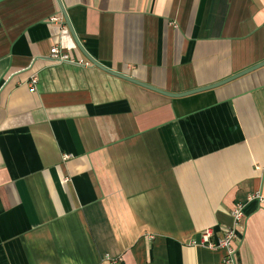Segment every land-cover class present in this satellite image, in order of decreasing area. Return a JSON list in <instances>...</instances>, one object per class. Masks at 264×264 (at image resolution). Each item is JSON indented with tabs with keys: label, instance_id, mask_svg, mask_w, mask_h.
<instances>
[{
	"label": "crops",
	"instance_id": "1",
	"mask_svg": "<svg viewBox=\"0 0 264 264\" xmlns=\"http://www.w3.org/2000/svg\"><path fill=\"white\" fill-rule=\"evenodd\" d=\"M59 2L170 93L264 61V0ZM59 2L0 0V264H232L200 238L236 205L264 264V66L164 95Z\"/></svg>",
	"mask_w": 264,
	"mask_h": 264
},
{
	"label": "built area",
	"instance_id": "2",
	"mask_svg": "<svg viewBox=\"0 0 264 264\" xmlns=\"http://www.w3.org/2000/svg\"><path fill=\"white\" fill-rule=\"evenodd\" d=\"M263 29H264V24H263ZM48 57L52 61L55 62H78L76 61L73 56H70L68 52L63 50L59 45H54L51 46L49 49V54ZM82 61H79L81 63ZM86 65L90 64L88 61L86 62ZM34 81H36V78H33L32 81L30 82L31 85L34 86ZM68 155L64 156V159H67ZM249 199L252 198H258L260 202H262V198L258 193H254L248 197ZM242 206L241 205H236L230 212L231 216L233 218L235 227L232 228H226L225 232L221 234L218 238H216V241L211 240V238L214 235V231L212 228L205 229L202 234H201V244L209 249H218L222 248L225 250V256H224V261L227 263H232V264H238L235 258V249L232 246V241L234 240V237H237L236 234V226L237 224L241 221L243 212H241Z\"/></svg>",
	"mask_w": 264,
	"mask_h": 264
},
{
	"label": "water",
	"instance_id": "3",
	"mask_svg": "<svg viewBox=\"0 0 264 264\" xmlns=\"http://www.w3.org/2000/svg\"><path fill=\"white\" fill-rule=\"evenodd\" d=\"M57 1L59 2V0H57ZM59 5H60L61 12H62L61 14H62V16H64V22H65V24L68 26L67 28L72 32V35L75 37V39H76L75 42H76L78 48L81 50L82 54L85 55L86 58H87V59H88V60H89V61H90L95 67L100 68V69H102V70H104V71H106V72H108V73H110V74H112V75H114V76H117V77L123 78V79H125V80L127 79V81H131V82L136 83V84H138V85L141 84V86H143V87H146V88H148V89L154 90L155 92H158V93H162V94H164V95H168V96H171V97H179V96H181V95L184 96V95L192 94V93H194V91L197 92V91H201V90H205V89H209V88H214V87H216V86L221 85V83L224 84V83H226V82H228V81L233 80L235 77L237 78V77L240 76V75H244V74H246V73H248V72H250V71H252V70H254V69H256V68H259V67H261V65L264 66V61H260V62L256 63L255 65H252L251 67H247L246 69H244V70H242V71H240V72H238V73H234V75L229 76V77H227L226 79H223V80L221 79V81H218V82H216V83H213V84H210V85L207 84V86L199 87V88H197V89L194 88L193 90L184 91V92H181V93H170V92H168V91H164V90H162V89H159V88H157V87H154V85L152 86V85H149V84L143 83V82H141V80H140V81H137V80L133 79L132 77L127 76V74L124 75V74H121V73H119V72H117V71H114V69L111 70V69H109V68H106V67H104L102 64H100L98 61H96L95 59H93L92 57H90L89 55H87V54L85 53L84 49L82 48L81 44L77 41V38H76V36L74 35L73 30L71 29V24H70V21H69L68 17H67L66 14H65L66 11H65L64 6L62 5L61 2H59Z\"/></svg>",
	"mask_w": 264,
	"mask_h": 264
}]
</instances>
